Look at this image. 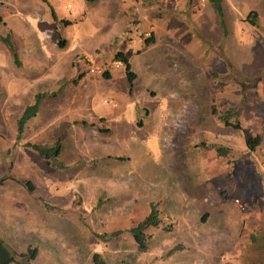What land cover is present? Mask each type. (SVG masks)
<instances>
[{
  "label": "rangeland",
  "instance_id": "obj_1",
  "mask_svg": "<svg viewBox=\"0 0 264 264\" xmlns=\"http://www.w3.org/2000/svg\"><path fill=\"white\" fill-rule=\"evenodd\" d=\"M220 6L0 0V239L26 256L11 264H264V0Z\"/></svg>",
  "mask_w": 264,
  "mask_h": 264
},
{
  "label": "trees",
  "instance_id": "obj_2",
  "mask_svg": "<svg viewBox=\"0 0 264 264\" xmlns=\"http://www.w3.org/2000/svg\"><path fill=\"white\" fill-rule=\"evenodd\" d=\"M44 1H46V0H44ZM212 1L215 3V5L219 11V14H221V6H220L221 0H212ZM251 16H256V13L254 11H251L247 15V18H250ZM62 22H64L66 25H68L70 23V21H68V20H62ZM114 60H119L124 64L125 73L129 79V81L132 82L135 79L136 74L131 70L130 63L128 62V60L124 56V54L117 51L114 55ZM103 75H104V77H109V74L106 72H104ZM36 109H37V103L32 104V105H28L24 108L21 115L17 119V123H16L17 136L21 135V133L24 131V126H25L26 122L35 115ZM233 116L236 117L235 121H230V117H233ZM237 117H238L237 111L234 112L231 110H227L219 116V119L225 125L231 126L235 129H240L241 126H240V123H239ZM102 130H104V129L101 128L100 131H102ZM260 142H261L260 135L249 136V137H246V139H245L246 146L251 151L255 150L256 147L260 144ZM32 147L34 149H36L40 154H44L45 156H48L47 150H43V149H41L35 145H33ZM25 185L28 187L29 190L33 189L31 182L27 181V182H25ZM158 214H159L158 209H156V207H154V206H151L148 215H146V217L143 220H141L140 222H138L134 226L130 227L129 231H130L131 235L133 236L134 240L140 246H145V230L148 227L159 225L160 218H159ZM118 233H119V230L113 232V234H118ZM179 247L180 246H177V248H179ZM28 253L30 254V255H27L29 260L35 258L36 251L34 249H29ZM168 253H170V251ZM21 257H26V256H25V254H17L15 252H13L0 239V264H11L13 262H17V259L21 258ZM92 261L94 264H104L101 261L100 255L98 253H94L92 255Z\"/></svg>",
  "mask_w": 264,
  "mask_h": 264
},
{
  "label": "crops",
  "instance_id": "obj_3",
  "mask_svg": "<svg viewBox=\"0 0 264 264\" xmlns=\"http://www.w3.org/2000/svg\"><path fill=\"white\" fill-rule=\"evenodd\" d=\"M141 38V37H140ZM143 42H144V44H149L150 42H152V40H151V38H147L146 37V35L143 37ZM129 43H128V45H127V47H130V46H132V43H134V42H130V41H128ZM119 52H121L122 54H124V56L126 57V55H125V53L124 52H122V51H120L119 50ZM127 58V57H126ZM128 60V59H127ZM117 61H119V60H117ZM129 62V61H128ZM123 65V67H124V64L120 61V64H119V66H117V67H120V66H122ZM116 67V68H117ZM130 67H131V65H130ZM124 72H125V68H124ZM135 73V72H134ZM110 75V74H109ZM113 107H116V104H115V106H113ZM253 113H255V116H256V118H257V123H256V125L257 124H259L260 122H261V114H258V112L256 113V112H253ZM252 113V115H254ZM255 117H254V119H256ZM258 129H259V127H258Z\"/></svg>",
  "mask_w": 264,
  "mask_h": 264
},
{
  "label": "built area",
  "instance_id": "obj_4",
  "mask_svg": "<svg viewBox=\"0 0 264 264\" xmlns=\"http://www.w3.org/2000/svg\"><path fill=\"white\" fill-rule=\"evenodd\" d=\"M87 61H88V62H91V59L88 58ZM119 64H120V61H117V60L113 61V65H114L115 67L119 66ZM89 70H90V71H94V70L98 71V68H96V67L94 68V67L91 66V67L89 68ZM98 72H99V71H98ZM104 102L107 103V104H110V105L113 103L112 100H104ZM263 167H264V164H263Z\"/></svg>",
  "mask_w": 264,
  "mask_h": 264
}]
</instances>
